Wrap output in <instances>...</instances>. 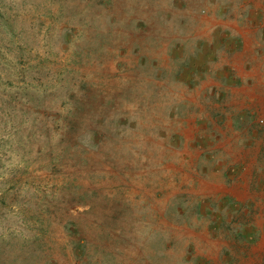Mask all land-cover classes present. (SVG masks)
I'll use <instances>...</instances> for the list:
<instances>
[{
    "label": "rangeland",
    "instance_id": "1",
    "mask_svg": "<svg viewBox=\"0 0 264 264\" xmlns=\"http://www.w3.org/2000/svg\"><path fill=\"white\" fill-rule=\"evenodd\" d=\"M0 264H264V0H0Z\"/></svg>",
    "mask_w": 264,
    "mask_h": 264
}]
</instances>
